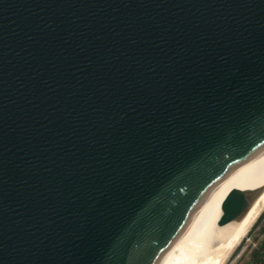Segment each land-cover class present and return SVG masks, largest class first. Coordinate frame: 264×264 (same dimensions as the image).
Listing matches in <instances>:
<instances>
[{
  "label": "water",
  "instance_id": "water-1",
  "mask_svg": "<svg viewBox=\"0 0 264 264\" xmlns=\"http://www.w3.org/2000/svg\"><path fill=\"white\" fill-rule=\"evenodd\" d=\"M226 174L203 244L264 189V0H0V264H157Z\"/></svg>",
  "mask_w": 264,
  "mask_h": 264
},
{
  "label": "bare ground",
  "instance_id": "bare-ground-1",
  "mask_svg": "<svg viewBox=\"0 0 264 264\" xmlns=\"http://www.w3.org/2000/svg\"><path fill=\"white\" fill-rule=\"evenodd\" d=\"M228 174L217 181L205 194L183 231L162 254L157 264H225L230 258L264 210V189L253 199L247 212L224 239L212 244H203L198 241L197 237L199 224Z\"/></svg>",
  "mask_w": 264,
  "mask_h": 264
},
{
  "label": "rangeland",
  "instance_id": "rangeland-1",
  "mask_svg": "<svg viewBox=\"0 0 264 264\" xmlns=\"http://www.w3.org/2000/svg\"><path fill=\"white\" fill-rule=\"evenodd\" d=\"M225 264H264V210Z\"/></svg>",
  "mask_w": 264,
  "mask_h": 264
}]
</instances>
